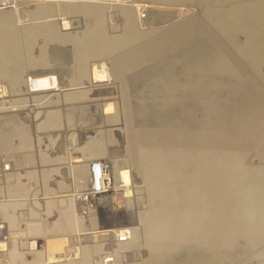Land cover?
<instances>
[{
	"label": "bare ground",
	"instance_id": "6f19581e",
	"mask_svg": "<svg viewBox=\"0 0 264 264\" xmlns=\"http://www.w3.org/2000/svg\"><path fill=\"white\" fill-rule=\"evenodd\" d=\"M4 1L6 0H0V6L5 4ZM110 1L102 0V3L99 4L98 0H12L11 5L0 7V31L3 34L0 41V62L2 63L0 67V108L8 106L18 111L21 110L25 116L32 117L41 124L36 128L42 130L47 127L51 132L50 145L46 149H41L40 145H37L41 157V172L39 171L40 179L34 174L33 178L41 187L40 190L49 189L53 198L58 199L60 207L66 206L73 213V215L71 214V224L68 225L70 222L68 221L64 226L62 225L64 234L56 235L57 237L54 239H48L44 249H40L38 242L34 239L36 226L39 227L40 223L38 225L31 223L32 221L28 224L25 222V228H22L18 214L15 211L12 213L6 211V204L19 201L28 193L29 189L25 182H27V174L30 176L31 173L28 172L24 176L21 172L19 176H16L13 165L15 160L9 156H2V159L0 158V176L2 178L0 192L3 194L0 196V212L4 215L5 221L0 220V224L3 225L5 232L0 237V264H120L121 256L126 250L138 249L146 245L143 244V237H138V228L134 226L115 229L116 243L105 245L104 249L106 250H95L98 245L92 246L93 248L68 245L72 237L81 238V233L87 230L93 231L91 227L95 226L96 222L89 218L90 216L83 218L74 212L82 209L78 214L89 215L97 208V206L95 208L86 207L80 197L83 196V192L91 189L92 164L99 161L104 165L107 164L105 179L110 186L108 193H113V201L114 192L121 187L137 186L141 189L154 185V189L157 191L154 195L151 193L150 201L154 204L160 198L165 203L164 207L155 206L149 211L152 217L151 225L154 229L153 242H149L151 244L145 248L146 250L142 249L145 259L141 264H223L225 257L230 258L229 255L227 257L223 254L224 243L235 237L234 229L222 227L223 223L228 221L224 220V210L233 209L239 213L236 218L240 220L239 227L243 234L253 237L255 241L254 247L251 248L252 256L260 257L261 264H264V242L257 239L261 236L264 237V205L258 207L254 204L256 201L264 203V156L261 157L260 165L256 170L252 173L249 172L247 192L239 197V203L232 202L227 197L228 191L223 189L219 162L215 164V171L210 178L208 176L204 178L203 167L201 168L202 164L200 163H202L205 154H208L209 149L207 141L204 143L205 132L198 135L187 127L179 129L166 127L153 133L147 129L134 127L131 114L132 105L128 97L129 91L125 77L127 71L141 67L143 72L148 70L152 73L158 72L147 88L149 91L158 93L153 102L164 106L168 111L177 105H182L185 112L188 111L185 109L186 104L193 101L195 109L203 111V118L208 112H211L212 115L215 114L213 107L222 93L246 94L241 89L238 92L234 84L235 80L243 79V71L252 73L255 79L254 88L260 90L261 95H264V0H192L197 3V5H193L194 8H197L195 13L202 17L206 14L207 19L211 16H219L221 8L227 12L231 10L230 16L234 19V26L229 28V39L234 46V53L230 50H223L222 53L216 52L213 50L214 46L208 44L207 47L206 44L192 39L187 33L192 29V21L176 27V31L170 32V36L164 34L155 40V37L148 36L150 34L145 31L140 32L145 30L141 27L147 24V14L142 12L145 11L144 5L149 0ZM179 1L183 4V0ZM20 4H27V8L22 12L18 11ZM119 4L123 7V28H121L124 29L126 36L123 42L125 44L136 43L137 46L133 52L115 57L118 50L113 52L108 48V18L111 13L107 12L109 9L118 8ZM182 4L180 7L184 6ZM80 12H84V16L90 23L82 30V37L79 35L72 37L70 35L72 20L69 18ZM101 13L104 16L100 15ZM254 19L261 24L259 30H255L253 27ZM23 21L29 23L20 28V23ZM208 23L211 25L210 22ZM208 23L205 24L208 25ZM101 25L104 26L105 31L98 30ZM30 26L32 28H28ZM37 26H43L45 29ZM17 37H25L26 41L33 40L34 44L38 43L41 56L34 57V55L32 58H23V55L17 51L20 47ZM157 41L164 42L165 46L155 49L154 46H148V44H154ZM220 42L223 44L222 41ZM49 43H54L61 48V53H59L66 61L63 66H52L55 57L52 51L53 57H50L51 52L47 49ZM180 55H182L181 58H178ZM242 56L249 57V61L240 64ZM145 59H148L149 63L144 67ZM40 63L45 67L33 69ZM4 65L12 66V70L4 69ZM63 76H68V82L62 80ZM4 80L8 82V87L2 82ZM83 81H87L86 84L91 87L81 85ZM23 83L26 86L25 93L20 88V84ZM242 85L243 81L240 80L237 86L242 88ZM10 92H13L14 96L16 95L13 97L14 99L10 98ZM20 93L22 94L20 95ZM142 93L143 91L140 94ZM33 95L36 100L31 102L29 97ZM116 99L119 100V103L115 101ZM144 103L143 101L140 106H143ZM19 104L25 108H18ZM75 104L85 106L89 115L92 114L91 105L96 108L94 117L102 136V142L96 144L95 147L89 140L81 141L76 146L75 143L73 144V139L77 141L79 137L67 133V124L74 122V112H65L63 105L73 106ZM78 119L80 118L78 117ZM7 122L9 121L7 120ZM118 125H121L125 132L124 142L113 128ZM32 130V133H35L34 129ZM216 130L217 128L214 129L212 141L218 143L219 134ZM41 133L44 132L41 131ZM92 133L94 134V132ZM130 133L132 134L129 135ZM78 134L81 135V133ZM153 134L156 135L158 141H165L177 149L176 154L183 155L177 157L180 160H187L193 148H197L201 154L197 168L190 174L186 172L185 177H177L172 174L170 166L172 167L173 163L171 165L169 162L170 154L157 152L148 154L146 148H143L145 147L144 139L151 138ZM178 136L181 137L180 140L177 139ZM83 138L88 139L89 137ZM78 142L80 141L78 140ZM38 143L40 144V141ZM212 145L214 148L217 146L216 144ZM130 149L135 151L137 158L146 157L151 166L147 167L142 164L132 170L126 163ZM181 151L182 153H180ZM47 163L52 166V177L58 176L63 168L70 165L71 172L78 178L74 189H64L59 192L54 189L53 181L41 179L45 174L42 172H44ZM6 165H9L8 170H6ZM86 167L89 173L88 178L85 176ZM81 169L84 170L82 176L80 175ZM162 172L165 175L160 177ZM230 176L234 181H240L238 175L230 174ZM206 180L209 181V184ZM158 181L165 184L164 189H160L157 185ZM15 187L16 190L13 191ZM178 192L184 194L185 199L196 202V207L192 212L190 208L181 211L176 205L171 204L175 201L172 197L178 198ZM47 210L49 209L47 208ZM68 219L70 217L67 216ZM228 228L231 231H226ZM124 234L128 235L126 240L120 238ZM17 236L19 237L17 238ZM144 241L146 242V240ZM23 247H26L24 249L31 253L32 259L27 258L21 251ZM68 249L69 251L72 249L71 251L74 253L69 252L66 257L65 252Z\"/></svg>",
	"mask_w": 264,
	"mask_h": 264
},
{
	"label": "rangeland",
	"instance_id": "374dc122",
	"mask_svg": "<svg viewBox=\"0 0 264 264\" xmlns=\"http://www.w3.org/2000/svg\"><path fill=\"white\" fill-rule=\"evenodd\" d=\"M98 3L99 4L102 3V0H98ZM180 3L181 2L179 0L177 1L149 0L144 5L145 11L142 12L143 14H147L148 17L147 24H145L144 27H141L142 29L145 30H141L140 32L145 31V33L150 34L148 36L152 38L155 37L156 40L158 39V36H163L164 34L170 36V32L176 31V27L192 21L191 28L195 30L191 29L190 31H187L188 35L191 36L192 39L196 41H200L203 44H206L207 47L208 44L214 46L213 50L216 52L222 53L223 50L226 51L230 50L234 53L235 51L234 46L231 44L229 39V35H230L229 28H233L234 26L233 25L234 19L233 17L230 16L231 10H229L230 12H227L226 10L221 8L219 9V13H220L219 16H215V17L211 16V18L207 19L205 17L206 14H204V17H202L195 13L197 8H194L193 5H197V3H194L192 0H183V4L182 3L181 4L184 6L182 7H180L181 5ZM20 5L22 6L24 5V6L22 7ZM20 5H18L20 8V9L18 8L19 12H22L23 9L27 8V4H20ZM97 9L98 12L100 13L98 7ZM232 10L234 11L233 8ZM122 11H123V7L119 4L118 8L109 9V12H107L109 14L111 13L109 15L110 17L108 18L109 19L108 20L109 28L107 30L108 42H109L108 48L110 51L113 50V52L115 50H118V53L115 54V57H121L126 55L127 53H131L135 50V47L137 46L136 43L125 44L123 42V39H125L126 36L124 34L125 32L124 29H122L123 28ZM100 15L104 16V14L102 13ZM84 17H85L84 12H80L69 18L70 20H72V29L70 30L71 31L70 35L72 37H75L77 35H79L80 37L83 36L82 30L90 23L89 20H87L86 17L85 18ZM170 21H174V22L171 23ZM208 22H210L211 25H209ZM28 23H29L28 21H23L20 23L21 26L20 25L18 26H20L21 28L22 26ZM205 23H208V25ZM253 23H254L253 24L254 29L259 30L261 24L258 22V20L254 19ZM33 27L35 28L36 26ZM37 27H42L43 29H45L43 26H37ZM28 28H32V27L30 26ZM153 28H159V29L150 30ZM98 30L105 31V28L104 26L102 27L101 25V27H99ZM154 31L156 32L152 33ZM131 34L132 32L130 33V35ZM0 35H1L0 36V41H1L3 37L1 31H0ZM25 39H26L25 37L18 38L20 47H18L17 51L20 53V55H23L22 57L26 59L32 58L34 55H35L34 57H39V55L41 56V50H39L40 46H37L38 43L34 44L33 40L26 41L27 39L26 40ZM220 41H222L224 45L221 44ZM25 42L28 43V45H26ZM148 46H154L153 47L154 49L162 48L165 46V43L161 41L160 42L157 41L154 44H148ZM47 49L50 52L52 51L54 53L55 61L53 62L52 66H63V63L65 64L66 61L61 56L60 54L61 48H59L58 45L54 43H49ZM52 52L50 57H53ZM181 56L182 55L178 56V58H181ZM248 61H249V57L242 56L240 60V64L247 63ZM144 63H145L144 65L145 67L149 63V60L145 59ZM0 64L1 67L2 63L0 62ZM36 66L33 67V69H40L45 67L41 63L37 64ZM3 67H5L4 69L12 70V66L4 65ZM148 71L143 72V69L141 67L133 71H127V73L125 74L127 80L126 85L129 91L128 97L132 105L131 114H132V122L134 127L147 129L153 133H157L166 127L172 129L187 127L191 132L198 135H200L202 132L203 133L205 132L204 143H206L207 141L209 145V149L207 151L208 154H205L202 163H200L202 164L201 168L203 167L204 178L205 176L206 177L208 176L210 178V176L215 171L214 170L215 164L219 162V168L221 169V175L224 185L223 189L228 191L227 197L232 202L239 203L240 201L239 197L243 196L245 192H247V186L249 183L248 182L249 172L252 173L256 170V168L260 165L261 157L264 156V95H261L260 90H256L254 88L253 84L255 79L253 78L252 73L243 71V79L235 80L234 83L236 88L238 89L237 90L238 92H240L241 89L246 94H240L241 96L239 94H236L238 95L236 96L234 95L235 93H229V92L222 93L220 97H218V99L215 101L217 102L216 105H214L213 107L215 114L212 115L211 112L210 113L208 112L206 116L203 118L202 115L203 111L200 112L199 109L198 110L195 109L196 108L195 102L193 101L191 103H188L189 105L186 104L185 109H187L188 111L185 112L183 110L182 105H177L171 111H168L167 109L164 108V106L155 104L153 100L158 96V93L149 91V89L147 90V88L149 87L148 85L151 82L152 78L156 77L158 72L152 73ZM61 78L64 82H68V76H63ZM240 80L243 81V85L241 86L242 88H239V86H237ZM2 82L6 84L8 87V82L6 80ZM86 83L87 81H83L81 82V85H85L86 87L88 85V87L90 88L91 86ZM20 85L22 92L25 93L26 92L25 84L23 83ZM141 91H143L142 94H140ZM21 94L22 93H20V95ZM15 96L13 92H10L11 99H14L13 97ZM29 100L31 102H34L36 100V97L34 95L30 96ZM140 100H143L145 102L143 106L142 105L140 106V104L143 102ZM115 101L119 103V100L116 99ZM18 108H25V107L20 106ZM63 108H64L63 110L66 112H74L73 113L74 121L76 122V126H75L76 129L73 130L74 136H77V138L79 137V139L82 141L83 139H85L83 137L89 136V132L91 133L95 132L97 144L102 142V136L98 130L97 122L94 119L89 120V114H88L89 111L85 106H83L82 104H75L73 106L63 105ZM20 111L15 110L13 107L9 108L8 106L0 108V158L1 156L4 155V153H7L8 143H9L8 134L10 132L14 134L15 133L14 129L17 128L16 125H18V123H22L25 121L23 119L24 112L21 111L23 112L21 113ZM91 112L92 115L94 116V113L96 112V108L94 105H91ZM78 117L81 120L78 119ZM6 119L9 122H7ZM10 124L12 125L11 131L9 128ZM113 128L115 129V132L118 133L120 137H122L123 139L122 141L124 142L125 132L122 129L121 125L115 126ZM216 128H217L216 131L219 134L218 143H216V141L214 142L212 141L213 132L214 129ZM34 131L35 133L36 131L39 132V128L35 127ZM45 132L46 131H44V133ZM48 132L50 133L49 138H51V132L49 130ZM78 133H81V135H79ZM84 133L87 135H85ZM131 134L132 133H130L129 135ZM177 139L180 140L181 137L178 136ZM13 142L17 143L16 145L18 146L20 140L17 137ZM76 142L77 141L73 139V144L75 143L74 145L77 146V144L79 143ZM212 144H216L217 146H215L214 148ZM143 145L145 146L143 148L144 149L146 148L145 150L148 154H152L155 152L161 154H167V155L170 154L171 157H169L170 159L169 162L171 163V165L173 163V166L172 167L170 166L171 173L177 177H185L187 173L188 174L192 173L197 168L198 160L201 157V154L198 151V149L193 148V150L191 151V155L188 156L187 160H180L177 157L183 155L176 154L177 149L171 147L165 141H158V138L154 134L152 135L151 138L144 139ZM131 148L134 147L131 146ZM36 149L38 154V165L36 167V170L33 172V174L35 177L40 179L39 174L41 172V168H40L41 157H40L39 147L36 146ZM131 150L132 149H130V154L126 159V163L129 167H131L132 170H135L138 165H142V164L146 165L147 167L151 166V164L147 162L146 157L143 159L137 158L135 151H131ZM180 153H182V151ZM13 165L16 170L15 172L16 176H19V174H21V170H19L20 165L16 164L15 162ZM27 171L30 172L29 168L27 169ZM42 173L45 174L43 177H41V179L51 182L53 181L54 177H52L53 173H52V166L50 163L46 164L45 170ZM83 173L84 170L81 169L80 175L82 176ZM230 174L238 175L240 181H234L231 178ZM161 175L164 176L165 175L164 172H162V174H160L159 176L161 177ZM81 179L83 180L84 178L82 177ZM1 180L2 178L0 176V181ZM206 182L209 184L208 180H206ZM157 185L160 187V189L165 188V184H163V182L158 181ZM145 187L141 189L137 186L121 187L119 188V190L114 192L115 193L114 201L112 200L113 193L103 194L104 196L103 195L99 196L97 202V208L95 209V211H91L89 215L87 214L83 215L80 213L78 214V212H80V210L82 209L75 210L74 213H76L77 216H82L83 218L90 216L89 218L94 219L96 223H94L95 225L94 228L93 226L91 227V230L93 231L87 230L84 233H81L80 235L81 238H78L77 236L72 237V240L68 243V245L71 244H74V246L82 245L90 248H93L92 246L94 245H98L96 246L97 249L95 250H99V251L106 250L104 249L105 245L116 243L115 231L117 229L127 226H134L138 228V233H137L138 237L140 238L143 237L142 238L143 244L146 245L138 249L130 248L126 250L125 253L121 256L120 264H122V262L123 264L143 263V260L145 259L143 250L145 248H148V246L153 242L152 237H153L154 229L151 225L152 217L149 211L151 210V208L155 206L162 208L165 205L164 201L160 198H158L154 204L150 201L151 195L152 194L154 195L155 191H157L156 189H154V185H152V187L150 188H147V186ZM36 188H37L36 191L37 193L35 194L45 195V196L51 195L49 189L40 190L41 187L38 185ZM2 194L3 193L0 192V196ZM178 194H179L178 198L172 197L175 201L174 203L171 202V204L176 205V207L180 208L181 211L186 210L185 208H190V211L192 212L196 207V202L194 200L185 199L184 194H180L179 192ZM28 195L29 194L27 193L26 196ZM132 200H134V202H132ZM254 204L258 207L264 205V203L260 201H256L254 202ZM47 208L48 207H46L44 204L39 203L38 208L34 209L33 211L32 210L26 211L24 209L21 210L22 212L19 211L20 215L18 214L17 216L19 222L22 225V228L25 227V225L23 224L27 222L26 220L32 217L39 219V221L40 220H42V222L44 221L43 223L46 224L45 230L47 231L49 229H52L54 225H58V223L64 222L62 220L64 219L62 209L48 208L49 210H47ZM140 210L143 211L141 212ZM235 210L236 209L224 210L225 211L224 220H228V221H225L222 227L224 229L226 227H230L234 229L235 237H233L234 239L232 238L231 240H228L224 243L223 254L227 257L229 255L231 259L230 258L227 259L225 257L223 264H245V263L261 264L260 257L252 256L253 251L251 248L254 247L255 244L253 245V243H255V241L253 237H248V235L246 236L245 233L243 234L241 227H239V225H241L240 220L236 218L239 213ZM47 211L48 212L50 211V215L48 217H45L44 214H47ZM41 217H44V219H40ZM191 217H192V213H191ZM145 220L147 222L149 221L148 222L149 226ZM143 224H145L144 225L145 227L143 226ZM226 231H231V229L228 228L226 229ZM64 232L65 231L63 227H61L52 234H47V235L44 234V237L40 236L39 239H37L36 237L34 239L35 241L38 242L40 249L43 250L44 247L47 245L48 239H52V238L54 239L55 237H57L56 235L62 236ZM18 237L19 236H17V238ZM10 238H12V236H10ZM257 239L259 240L261 239L260 241L264 242L263 236ZM144 240H146V242ZM150 241L151 243H149ZM24 248L26 247H23V250L21 251L25 253V256L27 258L32 259L31 253L27 252V250ZM71 250L69 251L68 249L65 252L66 257L67 254H69V252L74 253ZM112 262L113 261H111V263Z\"/></svg>",
	"mask_w": 264,
	"mask_h": 264
},
{
	"label": "crops",
	"instance_id": "0c3cea01",
	"mask_svg": "<svg viewBox=\"0 0 264 264\" xmlns=\"http://www.w3.org/2000/svg\"><path fill=\"white\" fill-rule=\"evenodd\" d=\"M67 113H73V112H67ZM95 113H94V116H96ZM94 116L92 114H90L89 115V119H94L95 120ZM23 119L26 120V121H24L22 123H18V125H16L17 128L14 129L15 133L13 134V133L10 132L8 134V138H9L8 150H7V153H4L3 156L12 157V159L15 160V163L20 165L19 166V170H21V172L23 173L24 176H25V174L28 173L27 169L29 168V171H30L31 175L29 176L27 174V179H26L27 182H25L26 187L29 189V191H28L29 195L25 196L24 198L19 199V201H16V202H13V203H9L10 205L6 204V211L11 212V213L15 211L17 214H19V211H21L22 209H24L26 211H28V210H32L33 211L34 209L38 208V204L39 203L44 204L48 208L62 209V213L64 212L63 213V215H64L63 221L64 222L58 223V225H54V227H52V229H49L48 231L45 230V225L46 224H44L42 222V220H40L41 221L40 222L39 219H37L35 217L34 218L32 217V218L26 220L27 224L30 223L31 221H32L31 223H33V224H38L39 225V223H40L39 227L36 226L35 234H34V236L37 239H39L40 236L44 237V234L45 235L52 234L53 232H55L56 230L61 228L62 225L64 226V224L66 222H68V221H70V222H68V225H70L71 222H72V220H71V216H72L71 214L72 213H71L70 208H67L66 206L63 207V208L60 207V203L58 202V199L57 198L56 199L53 198V195L45 196V195L35 194V193H37L36 192L37 191V188H36L37 187V181H36L35 178H33V172L36 170V167L38 165V154H37L36 146L40 145L41 149H46L47 146L50 145V143H49L50 133L48 132L47 127L45 128L46 130L45 129H42V130L40 129L39 132L32 133L33 132L32 129H34L37 125H41V124H39L38 121H36L35 119H33L32 117H29V116H25L24 115ZM32 125H34V126H32ZM42 125H44V124H42ZM63 125H64V122H63ZM67 126H68L67 127V130H68L67 133L71 134V135H74L73 130L75 129L76 122L75 121L74 122H70V123L67 124ZM32 127H34V128H32ZM9 128H10V131H11L12 130V125L11 124L9 125ZM41 131H43V132L46 131V132L42 134ZM17 137L20 140V142L18 143L19 144L18 146L16 145L17 143L13 142V141H15V138H17ZM88 137H89L88 139H83L82 141L86 142V141L89 140V142L93 143L94 147H95L96 144H97V139H96L95 132H94V134L90 132ZM78 140L80 142H78ZM78 140H77V142L81 143V140L79 138H78ZM38 141H40V144L38 143ZM78 145L79 144H77V146ZM86 169H87V172H86L85 176H86V178H88L89 177L88 168L86 167ZM77 179H78L77 175L71 172L70 165H68V167H65V168H63L61 170V172L58 174V176L57 175L54 176V179H53V184L55 183L53 185L54 189L59 191V192L63 191L64 189L65 190L66 189L67 190H73ZM62 183H63V185H61ZM64 184L67 185V186H65ZM16 187H15V189H13V191L16 190ZM51 197H52V199H51ZM14 203H15V206H14ZM51 204H52V207H51ZM66 209H68V210H66ZM67 214L70 217V219H68V220H67V216H68ZM44 215H45V217H48L50 215V213L48 212L47 214H44ZM40 219H44V217H41ZM0 220H4L5 221L4 215L1 214V212H0ZM23 225H26V223L23 224Z\"/></svg>",
	"mask_w": 264,
	"mask_h": 264
},
{
	"label": "built area",
	"instance_id": "2783aa9c",
	"mask_svg": "<svg viewBox=\"0 0 264 264\" xmlns=\"http://www.w3.org/2000/svg\"><path fill=\"white\" fill-rule=\"evenodd\" d=\"M12 1V0H11ZM10 0L4 1L5 4L1 5H11ZM107 165V164H106ZM106 165H104L103 162H94L92 164V185L91 189L87 192H83V196L80 197L81 201L86 205V207L90 206L92 208H95L97 206V202L99 199V196L103 194H107L110 192V186L108 184L107 179H105V173H106ZM9 165H6V170L9 169ZM5 232V229L2 224H0V237L3 236ZM127 234L121 235L120 238L122 240H126Z\"/></svg>",
	"mask_w": 264,
	"mask_h": 264
}]
</instances>
